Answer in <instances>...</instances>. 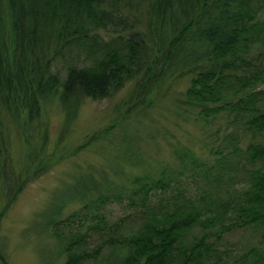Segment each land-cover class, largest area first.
<instances>
[{"label":"trees","instance_id":"1","mask_svg":"<svg viewBox=\"0 0 264 264\" xmlns=\"http://www.w3.org/2000/svg\"><path fill=\"white\" fill-rule=\"evenodd\" d=\"M130 1L0 0V110L17 120L18 116L11 111L25 109V122L30 126L40 115L41 104L55 102L62 109L81 97L102 100L137 78L132 106L145 110L155 85L187 71L194 75L185 98L200 108L201 120L229 113L232 119L228 126H236L238 120L241 125V134L240 130L228 134L237 145L248 132L264 133V87H258L264 85V56L258 54L259 58L249 59L238 47L241 41L248 40L250 32L254 31L256 37L262 33L256 20L264 9V0H148L150 18L142 35L104 37L102 32L119 33L113 27L128 26L127 19L106 10V6ZM2 4L10 13V26L3 21ZM57 64L62 70L54 72ZM110 131L94 134L84 147ZM45 141L46 135L41 151ZM237 150L234 146L233 151ZM240 154L264 164V145L250 144ZM183 157L184 166L185 153ZM43 172L35 173L31 179ZM182 173L179 170L175 174ZM0 179L9 202L30 180L15 172L8 135L1 126ZM105 180L97 182L80 173L71 185L57 189L47 212L37 216L42 230L49 231L70 203L83 205L80 212L68 217V223L81 219L86 223L98 216L101 221H97V226L104 224L100 211L104 204L112 202L109 196L100 195L102 189L111 190ZM131 184L127 196L131 202L142 197L144 204L145 196L153 188H164L166 181L163 178L148 183L137 178ZM251 187L245 191L236 212L242 225L261 229V241L238 264H264V173H255ZM112 198L120 199L121 193L112 194ZM164 216L160 225L125 241L130 251L119 264H205L204 239L187 246L182 240L195 225L203 230L214 226L218 214L203 216L191 206L189 210ZM56 235L65 240L68 259L64 264H81L72 253L82 236ZM67 235L71 237L66 238Z\"/></svg>","mask_w":264,"mask_h":264},{"label":"rangeland","instance_id":"2","mask_svg":"<svg viewBox=\"0 0 264 264\" xmlns=\"http://www.w3.org/2000/svg\"><path fill=\"white\" fill-rule=\"evenodd\" d=\"M149 5L148 0H132L106 6V10L127 19L128 26L113 27L119 33L105 31L102 35H142L150 18ZM1 7L3 21L10 26L7 6ZM256 22L262 33L256 37L252 31L248 40L238 45L239 52L249 59L264 56V9ZM59 66L53 67L54 72L62 70ZM193 75L185 71L155 85L145 110L132 106L138 78L102 100L81 97L62 109L55 102L41 104L40 115L30 126L25 122V109L11 111L17 120L0 110V126L8 135L15 172L30 179L12 202L0 179V264H64L68 259L65 240L56 234L68 233L82 236L72 253L81 264H119L130 251L124 245L129 237L160 225L166 213L183 212L191 206L203 216L218 214L219 219L204 230L195 225L186 231L182 243L192 245L203 238L205 264L244 262L247 251L261 241V229L242 225L236 208L245 191L252 188L255 173H264V164L240 152L250 144L264 145V133L248 132L237 145L228 134L238 130L241 134V125L238 120L236 126H228L232 119L229 113L201 120L200 108L185 98ZM104 130L111 131L84 147L91 136ZM45 135L46 146L41 151ZM179 170L183 173L177 176ZM40 171H44L42 175L31 179ZM80 173L97 182L105 178L110 184L111 190L99 191L112 201L100 211L104 224L97 226L101 221L98 216L86 223L83 219L68 223V217L80 212L83 205L70 203L49 231L42 230L37 216L47 212L56 190L71 185ZM137 178L148 183L164 178L166 184L164 188H153L144 204L142 197L131 202L126 192ZM120 193V199L112 198V194Z\"/></svg>","mask_w":264,"mask_h":264}]
</instances>
